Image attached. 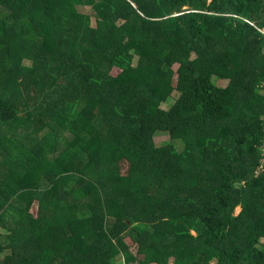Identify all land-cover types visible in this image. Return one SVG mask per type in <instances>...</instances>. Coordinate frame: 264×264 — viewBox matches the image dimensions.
Wrapping results in <instances>:
<instances>
[{
  "label": "trees",
  "instance_id": "16d2710c",
  "mask_svg": "<svg viewBox=\"0 0 264 264\" xmlns=\"http://www.w3.org/2000/svg\"><path fill=\"white\" fill-rule=\"evenodd\" d=\"M263 29L264 0H0V264H264Z\"/></svg>",
  "mask_w": 264,
  "mask_h": 264
},
{
  "label": "rangeland",
  "instance_id": "374dc122",
  "mask_svg": "<svg viewBox=\"0 0 264 264\" xmlns=\"http://www.w3.org/2000/svg\"><path fill=\"white\" fill-rule=\"evenodd\" d=\"M80 12L82 14H85V15H90L92 18H93V25L96 27V18L95 16L93 15V12H92V7H81L80 9ZM264 32V29L262 30ZM138 59H136L137 61ZM136 61H135V64H136ZM26 65L27 66H31L32 64L31 63H28L26 62ZM218 80L215 78V81ZM218 84H221L220 86H225L227 84V80L225 79H221V80H218L217 81ZM180 93L178 91H174L172 94H171V97H170V100L172 101H175L178 97H179ZM167 105L163 104L162 107H166ZM169 141V135L166 134V133H158L156 134V137H155V142H156V145H165L167 144V142ZM240 207H238L236 209V214L240 212ZM0 231H2L3 233H6L5 231H3L2 229H0Z\"/></svg>",
  "mask_w": 264,
  "mask_h": 264
},
{
  "label": "built area",
  "instance_id": "2783aa9c",
  "mask_svg": "<svg viewBox=\"0 0 264 264\" xmlns=\"http://www.w3.org/2000/svg\"><path fill=\"white\" fill-rule=\"evenodd\" d=\"M263 133H264V118H263ZM262 149L264 150V140H263V144H262Z\"/></svg>",
  "mask_w": 264,
  "mask_h": 264
}]
</instances>
